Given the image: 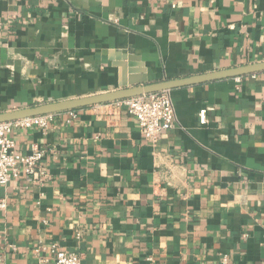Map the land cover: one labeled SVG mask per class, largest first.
Returning a JSON list of instances; mask_svg holds the SVG:
<instances>
[{"label": "crops", "instance_id": "crops-1", "mask_svg": "<svg viewBox=\"0 0 264 264\" xmlns=\"http://www.w3.org/2000/svg\"><path fill=\"white\" fill-rule=\"evenodd\" d=\"M262 61L264 0H0V112ZM170 91L156 141L115 102L14 130L47 177L0 186V264H264V72Z\"/></svg>", "mask_w": 264, "mask_h": 264}, {"label": "built area", "instance_id": "built-area-1", "mask_svg": "<svg viewBox=\"0 0 264 264\" xmlns=\"http://www.w3.org/2000/svg\"><path fill=\"white\" fill-rule=\"evenodd\" d=\"M235 79L240 82L243 76H237ZM114 102L117 105L126 106L128 112L135 117L142 134L150 141H156L176 123V112L170 90L133 96ZM69 112L71 117H76V110H69ZM58 113L0 122V186H6L20 177H25L29 181L47 177L41 165L43 150L38 145H34L30 154L21 153L12 135L18 128L37 126L47 130ZM200 120L206 121L205 110L200 112ZM0 207H6L4 200L0 202ZM50 247L54 253L55 264H82L78 254L63 251L57 244H51ZM148 261L153 264L154 258L149 256Z\"/></svg>", "mask_w": 264, "mask_h": 264}, {"label": "water", "instance_id": "water-1", "mask_svg": "<svg viewBox=\"0 0 264 264\" xmlns=\"http://www.w3.org/2000/svg\"><path fill=\"white\" fill-rule=\"evenodd\" d=\"M264 72V61L251 63L233 68L216 70L208 73H203L195 76L177 79H165L155 82H148L146 77H141L138 80H131L124 84V87L110 92L100 94H93L90 96L72 98L61 101L47 102L33 105L31 107L20 108L12 111L0 112V122H8L28 118L32 116L57 113L69 110H77L83 107L114 102L133 96L159 92L163 90H173L189 85L201 84L210 81L234 78L237 76H244L254 73Z\"/></svg>", "mask_w": 264, "mask_h": 264}]
</instances>
